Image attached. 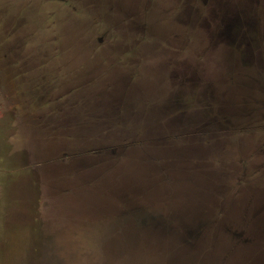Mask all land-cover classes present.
Returning <instances> with one entry per match:
<instances>
[{"label":"flooded vegetation","instance_id":"1","mask_svg":"<svg viewBox=\"0 0 264 264\" xmlns=\"http://www.w3.org/2000/svg\"><path fill=\"white\" fill-rule=\"evenodd\" d=\"M42 3L55 20L39 31L25 6ZM1 18L18 117L34 120L50 140L45 162L83 171L88 182L103 181L126 160L146 166L151 177L158 168L176 167L171 177L208 184L207 193L183 196L178 219L209 216L210 226H200L216 236L228 231L216 223L234 213L227 197L237 168L232 148L242 147L235 135L240 128L264 130L263 122L251 121L252 114L264 120V85L258 86L264 48H234L232 41L238 26L250 28L253 19L254 34L264 38V0H6ZM152 38L165 46L142 47ZM14 39L22 44L14 46ZM248 56L257 62L247 71L239 61ZM203 103L213 105L210 112H201ZM218 118L227 125L217 126ZM257 146L256 167L263 169L252 180L262 182L263 141ZM241 167L236 183L244 191L254 173ZM256 193L238 215L264 214V190ZM250 223L252 231L263 230ZM181 226L183 234L187 226Z\"/></svg>","mask_w":264,"mask_h":264},{"label":"rangeland","instance_id":"2","mask_svg":"<svg viewBox=\"0 0 264 264\" xmlns=\"http://www.w3.org/2000/svg\"><path fill=\"white\" fill-rule=\"evenodd\" d=\"M5 2L0 0V264L261 263L264 232L252 231L247 225L252 220L250 225H261L264 214L238 215L236 210L246 202L252 205V193L264 190V181L252 180L263 169L257 170L256 166L261 155L257 152L261 146L257 144L264 143V130L240 128L244 132L235 135L241 139L242 147L238 142L232 148L237 168L227 197L233 202L234 213L218 216L216 225L221 224L228 231L221 230L217 236L212 228L207 229L212 217L201 216L192 221L193 216H186L182 221L175 215L186 203L182 205L183 196L189 199V193L199 190L207 193L208 188L204 181L193 184L180 173L171 177L173 171L178 172L176 167L158 168L151 177L146 166L126 160L104 176L103 181L88 182L82 178L83 171L77 173L70 167L45 162V151L51 142L40 134L34 120L18 117V88L7 80L6 26L1 18ZM48 6L43 3L25 6L27 16L39 31L55 20L48 18V12L44 11ZM96 14L91 8L89 20ZM254 19L249 22L250 28L245 24L238 26L232 47L264 48L262 32L261 40L254 34ZM157 41L145 39L141 44L144 48L154 47L156 43L157 48L165 46V41L161 44L162 40ZM226 42L219 46H226ZM13 43L20 46L22 41L14 39ZM243 58L239 67L243 65L247 71L251 69V61L257 62L255 56ZM262 62L261 69H264ZM157 90L154 88V92ZM212 106L203 103L201 112H210ZM251 116V121L264 123L256 119L257 115ZM216 124L227 125L223 118H218ZM243 164L247 172L254 173L247 176L250 182L243 187L244 191L236 183L237 177L243 174ZM202 223L208 225L200 226ZM181 224L187 226L183 234Z\"/></svg>","mask_w":264,"mask_h":264},{"label":"water","instance_id":"3","mask_svg":"<svg viewBox=\"0 0 264 264\" xmlns=\"http://www.w3.org/2000/svg\"><path fill=\"white\" fill-rule=\"evenodd\" d=\"M264 221L262 220L261 222V227H263V230L261 232H264ZM264 234V233H263ZM263 259V260H262ZM262 262L261 263H257V264H264V258H261Z\"/></svg>","mask_w":264,"mask_h":264}]
</instances>
